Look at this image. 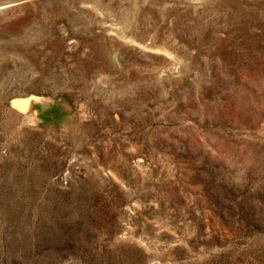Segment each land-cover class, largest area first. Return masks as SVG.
I'll list each match as a JSON object with an SVG mask.
<instances>
[{"label":"rangeland","instance_id":"obj_1","mask_svg":"<svg viewBox=\"0 0 264 264\" xmlns=\"http://www.w3.org/2000/svg\"><path fill=\"white\" fill-rule=\"evenodd\" d=\"M0 264H264V0H0Z\"/></svg>","mask_w":264,"mask_h":264},{"label":"water","instance_id":"obj_2","mask_svg":"<svg viewBox=\"0 0 264 264\" xmlns=\"http://www.w3.org/2000/svg\"><path fill=\"white\" fill-rule=\"evenodd\" d=\"M24 99V101L25 100H27V103L28 104H25L24 106L23 105H20L19 103H20V101L19 100H23ZM30 102H32V99H29V98H17V99H15V100H13V105L16 107V108H18L19 110H21V111H25V110H29V106H30ZM27 105V107H25Z\"/></svg>","mask_w":264,"mask_h":264}]
</instances>
